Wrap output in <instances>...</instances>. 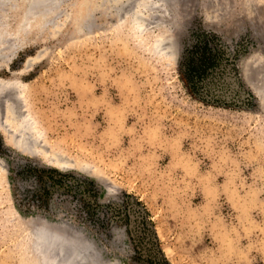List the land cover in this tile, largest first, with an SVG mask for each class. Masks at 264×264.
<instances>
[{"label": "rangeland", "instance_id": "obj_1", "mask_svg": "<svg viewBox=\"0 0 264 264\" xmlns=\"http://www.w3.org/2000/svg\"><path fill=\"white\" fill-rule=\"evenodd\" d=\"M96 2L62 0L54 27L0 59L11 140L30 123L44 148L103 175L22 156L0 133V264H36L30 216L84 235L97 264H264V0H153L144 32L113 27ZM20 8L4 9L10 24ZM163 24L176 59L152 49Z\"/></svg>", "mask_w": 264, "mask_h": 264}, {"label": "bare ground", "instance_id": "obj_2", "mask_svg": "<svg viewBox=\"0 0 264 264\" xmlns=\"http://www.w3.org/2000/svg\"><path fill=\"white\" fill-rule=\"evenodd\" d=\"M128 1L129 0H97L95 7L104 10L112 8L115 18L113 27L120 26L128 21L138 32H144L148 30L147 27L149 25L145 24L146 19L141 18L144 17V15L141 13H146L148 10H151V7H153L151 6L153 5V0H135L134 3H132V6H130V4L129 6H125L126 2ZM159 2L162 4H172L173 0H159ZM129 3L131 2L129 1ZM0 5L3 6H1L3 10L0 12V47H4L3 49H0V59H5L8 56V54H4L6 48H12L18 38H23V36L26 35L25 33L30 32L29 30L35 32L39 29L35 32L37 33L49 26H51V28L54 27L58 21V12L61 10L63 4L62 0H0ZM18 5H20L21 8L17 9L18 11H12L13 13H10L13 17V22L10 24L12 20L7 17L10 21L9 22L4 13L5 11H8ZM37 18H40L41 20L39 23L34 25L33 22ZM5 19H7V22L9 23H7ZM73 19H75V17H73ZM159 25L157 26L158 30L160 29L158 36H162L158 40L154 41L152 49L159 55L165 54L163 55L165 58L171 59V57H173L176 59L178 53L177 42L172 34L169 33V30L166 31L168 28L165 29V26L167 25L163 24L162 27ZM87 27H89V25H82L83 30ZM153 27L155 28L156 26ZM164 32L166 33L165 36H170H168V38H163ZM238 69H240L242 75L241 77L245 84L251 88V86L248 84L249 82L247 81L248 71L244 58L240 61ZM8 83L11 84V82ZM8 83L4 80H0V102L9 89L10 85ZM12 83L14 84L15 82ZM251 90L253 93H257L254 88H251ZM29 124L25 122L23 126H26L21 128L17 135L15 134L16 137L13 140H11L10 132L8 131L9 129L6 130L3 123L0 125V133L4 137L6 146L9 147L11 151H16L20 155L28 158L42 160L46 165L52 166L59 170L86 173L91 178L101 181V177H103V175L100 172L91 173V169L87 164H80L79 166H76L73 164L74 162L70 158L44 148L43 143L45 142L40 139L41 136L39 137L38 132L34 128L30 129L31 131L33 130V134H31L32 132L28 133ZM0 175L4 178L9 175V171L6 168V163L3 158H0ZM46 219L36 221L35 217L30 216V218L28 217L26 221H24V226L26 227L24 244L27 245V247L32 251L33 258L36 260V264H97V255L93 252L87 251V248L84 247V245L82 247V244H84L85 241L84 235L81 234L82 236H80L77 235V233L70 235L68 232L63 231L64 226H66L65 223V225L61 223L56 224L49 222ZM106 264L124 263L110 260L107 261Z\"/></svg>", "mask_w": 264, "mask_h": 264}, {"label": "trees", "instance_id": "obj_3", "mask_svg": "<svg viewBox=\"0 0 264 264\" xmlns=\"http://www.w3.org/2000/svg\"><path fill=\"white\" fill-rule=\"evenodd\" d=\"M214 101H215V102H218V103H224V102H223L224 100H218V99H216V100H214ZM141 213H142V218L145 219V213L143 214V209H142ZM143 216H144V217H143Z\"/></svg>", "mask_w": 264, "mask_h": 264}, {"label": "water", "instance_id": "obj_4", "mask_svg": "<svg viewBox=\"0 0 264 264\" xmlns=\"http://www.w3.org/2000/svg\"><path fill=\"white\" fill-rule=\"evenodd\" d=\"M238 60H239V59H237V62H238ZM236 65H237V64H236ZM6 168H7V169L9 168L8 165H7V163H6Z\"/></svg>", "mask_w": 264, "mask_h": 264}]
</instances>
